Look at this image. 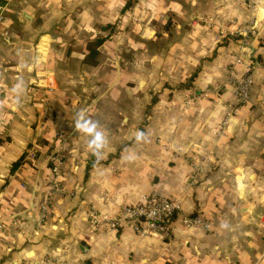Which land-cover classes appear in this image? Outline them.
Listing matches in <instances>:
<instances>
[{
    "label": "crops",
    "instance_id": "obj_1",
    "mask_svg": "<svg viewBox=\"0 0 264 264\" xmlns=\"http://www.w3.org/2000/svg\"><path fill=\"white\" fill-rule=\"evenodd\" d=\"M256 1L248 61L238 63L237 45L216 37L233 18L232 28L246 23L242 0H0V264H264V65L257 59H264V0ZM166 24L170 31L161 32ZM163 36L169 52L155 48ZM132 42L143 64L131 89L120 79L129 77L123 60ZM114 43L122 45L117 71L106 65L116 59ZM212 52L189 77L192 61ZM147 57L155 61L152 85ZM227 60L237 70L251 67L245 103L222 83ZM187 76L190 83L177 85ZM47 85L61 96L44 119L38 93ZM149 90L157 99L140 130ZM134 106L137 115H129ZM80 115L107 138L99 159L75 127ZM138 131L146 141L137 142ZM53 152L63 160V191H53L42 217ZM153 191L181 204L170 239L91 217L114 216ZM183 213H200L210 228L182 226Z\"/></svg>",
    "mask_w": 264,
    "mask_h": 264
},
{
    "label": "built area",
    "instance_id": "obj_2",
    "mask_svg": "<svg viewBox=\"0 0 264 264\" xmlns=\"http://www.w3.org/2000/svg\"><path fill=\"white\" fill-rule=\"evenodd\" d=\"M3 11L0 10V20L2 19ZM254 78L251 72L250 65H246L243 72H238L230 69L227 75V82L235 90L239 103H245L249 97V91L253 84ZM54 87L47 85L44 87L41 101L44 104L46 112L52 109L50 94ZM52 161V187L55 190H62L58 182L60 177V167L62 160L58 155H51ZM52 193L48 192L41 204L39 205L42 217H46L50 212V203L53 198ZM181 204L177 198L170 197L159 191H153L143 195L140 200L134 203L121 205L117 214L114 216L97 215L92 213L91 217L95 223H104L111 228L119 226H128L135 233L140 235H157L160 238L170 239V223L173 217L181 212ZM180 223L184 227H203L210 228V222L207 221L200 213H183L180 218ZM264 223V221L262 222ZM4 230V224L0 220V232Z\"/></svg>",
    "mask_w": 264,
    "mask_h": 264
},
{
    "label": "rangeland",
    "instance_id": "obj_3",
    "mask_svg": "<svg viewBox=\"0 0 264 264\" xmlns=\"http://www.w3.org/2000/svg\"><path fill=\"white\" fill-rule=\"evenodd\" d=\"M256 0H242V5L245 9H247L248 12H246V23L244 25H240L238 24V26H236L235 28H232L231 25H234L233 21L236 22V20L233 18V21H230L229 24L223 23L222 25H219L217 28V39H218V43L220 45H226L228 42L232 41L233 44H236L238 47V51L234 54V59H238L240 56H242V59L245 61H248V59L246 58V56H244L243 54L245 53H249V46L251 45V41H253V22L251 19V15L253 13L254 7L256 5ZM238 20V19H237ZM170 24H166L163 28L161 32H166L168 30V32L170 31ZM172 28H174V26H172ZM136 30V29H135ZM109 31V30H108ZM118 31V28H116L114 26V29H112L113 34H116V32ZM172 34H170L171 36ZM164 37V36H163ZM170 39L169 36H166L164 38H160L158 39L157 44L155 45V48H159L161 51H167L169 52L170 48V44L167 42ZM263 41V38L261 37V39ZM94 45V44H93ZM264 45V42L261 44ZM128 46L129 50V58L128 59H124V69L130 72L129 73V77H127L126 75L124 76V78L121 80L120 79V83H124L125 85H129L130 88L132 89L133 87H136L137 84V71H138V66L139 64H143L142 60H141V55L138 54L139 48H137V45L135 42H132V44L126 45ZM151 47L153 45H150ZM121 47L122 45L119 43H114L113 46H111L113 53L116 57V59H114V61H108V66H112L114 68L115 71H117V68L121 67V62L122 60L119 58L121 55ZM127 55V54H126ZM125 56V55H123ZM140 56V61H139V57ZM215 53L212 52L209 56H205L203 59H200L199 61H192L195 66L193 68V71L191 72L190 76L191 77L193 74L197 75L198 72H200L202 70V68L206 65H209L212 61V59L214 58ZM262 58V57H261ZM234 61V60H233ZM232 60H227L224 66V77H223V84L229 85V83L227 82V75H228V71L232 68L236 71V73H240L243 72L242 70H237L236 67L234 66V62ZM191 62V61H190ZM238 63H240L239 59L237 61ZM146 63V70H147V83L149 85H152L154 83V69H153V64L155 63V61L153 59H150V57H147L145 60ZM120 70V69H119ZM120 74V71H119ZM188 76L184 79V81L179 82L177 85L179 84H188L190 83L191 79ZM197 77V76H196ZM114 78L116 79L117 77L114 76ZM118 87H120V85H117ZM96 91H98L96 89ZM55 88L54 90L51 92L50 94V101H51V105H52V109L48 112H46L44 110V104L41 101V97L42 94L44 93V88L42 87L38 93V100L41 103V107H40V115L42 117H44V119H47V117H45V114H54V107H55V103H56V99H57V95L60 97L61 94L59 92H56ZM136 95V93H133ZM119 96H121V92H119L118 94ZM156 94H153V90H149L147 91V95H146V103L144 108H142V113L140 114L143 117V121L141 122V124L139 125V129L140 130H144L145 125H147L148 122V117L151 114L152 111V107L154 102L156 101ZM134 104V103H133ZM96 109H93V111H95ZM129 115H137V107L134 106L132 107V109L130 110V112L128 113ZM51 117V116H49ZM61 137V132L60 131H56L54 137L52 138V141H50L47 145V151H52L56 146L55 143L57 141V139H59ZM36 144V143H35ZM50 154V153H49ZM58 155L60 158L61 156L58 154V152H53L52 154L49 155V161L51 163L50 166H52V161L50 160L51 155ZM62 160V158H61ZM63 163V160H62ZM52 177L50 176V184L52 185L53 181H52ZM61 180L59 179V186L60 188L62 187L61 185ZM49 184V183H48ZM58 191L60 192V190H55L53 187L48 188V190L45 192V194H47L48 192L51 191Z\"/></svg>",
    "mask_w": 264,
    "mask_h": 264
},
{
    "label": "clouds",
    "instance_id": "obj_4",
    "mask_svg": "<svg viewBox=\"0 0 264 264\" xmlns=\"http://www.w3.org/2000/svg\"><path fill=\"white\" fill-rule=\"evenodd\" d=\"M25 86L22 81H18L12 87L13 93L17 98L22 97L24 94ZM75 127L77 130L86 133L90 140L88 141V147L91 150L93 156L97 159L101 158L104 149L107 146V138L104 132L98 130V124L91 119H85L82 115L76 120ZM147 134L144 131H138L136 134L137 142L146 141Z\"/></svg>",
    "mask_w": 264,
    "mask_h": 264
},
{
    "label": "trees",
    "instance_id": "obj_5",
    "mask_svg": "<svg viewBox=\"0 0 264 264\" xmlns=\"http://www.w3.org/2000/svg\"><path fill=\"white\" fill-rule=\"evenodd\" d=\"M257 59H258V61H259L261 64L264 65V59L261 58V56H257ZM193 76H194V75H193ZM191 78H192V77H191ZM18 164H19V161L15 162V163L13 164V168H12V169H14ZM92 164H93V161H88L87 164H86L87 169H88Z\"/></svg>",
    "mask_w": 264,
    "mask_h": 264
}]
</instances>
